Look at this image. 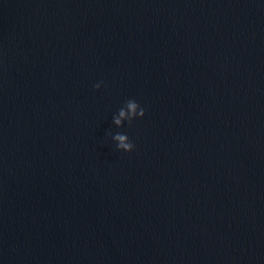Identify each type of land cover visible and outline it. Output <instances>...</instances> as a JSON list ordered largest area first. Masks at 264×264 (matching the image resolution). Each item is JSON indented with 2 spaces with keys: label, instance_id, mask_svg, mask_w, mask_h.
Instances as JSON below:
<instances>
[{
  "label": "water",
  "instance_id": "obj_1",
  "mask_svg": "<svg viewBox=\"0 0 264 264\" xmlns=\"http://www.w3.org/2000/svg\"><path fill=\"white\" fill-rule=\"evenodd\" d=\"M0 264H264V0H0Z\"/></svg>",
  "mask_w": 264,
  "mask_h": 264
},
{
  "label": "clouds",
  "instance_id": "obj_2",
  "mask_svg": "<svg viewBox=\"0 0 264 264\" xmlns=\"http://www.w3.org/2000/svg\"><path fill=\"white\" fill-rule=\"evenodd\" d=\"M103 83V81L95 83L93 87L99 89ZM145 111L146 109L135 98H130L124 102L123 107L119 108L112 121L118 127L123 126L125 121L131 125L134 119L142 118L145 115ZM113 140L116 141V147L119 150L130 152L135 148V143L126 133H115Z\"/></svg>",
  "mask_w": 264,
  "mask_h": 264
}]
</instances>
